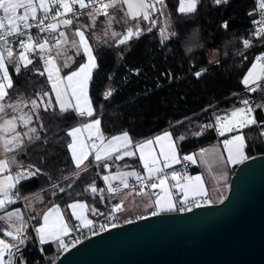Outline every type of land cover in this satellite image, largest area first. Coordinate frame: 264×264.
Listing matches in <instances>:
<instances>
[{
	"label": "trees",
	"instance_id": "obj_1",
	"mask_svg": "<svg viewBox=\"0 0 264 264\" xmlns=\"http://www.w3.org/2000/svg\"><path fill=\"white\" fill-rule=\"evenodd\" d=\"M214 4V0H199L196 12L182 14L177 0H165V12L172 31L167 40L160 37L159 25L152 27L148 21H141L140 36L134 35L129 43L118 45L127 29L133 27L132 21L123 19V13H119L114 21L121 35L114 43L96 40L93 38L95 30H88L86 36L97 58L88 95L95 117L101 120L105 140L128 132L136 146L169 133L180 154L198 152L218 142L216 117L243 107V99L253 103L256 120L264 131V106L257 108L258 104L264 105V93H252L242 83L258 52L257 49L245 51L242 47V40L253 31L255 0ZM156 17L155 14L153 19ZM225 22L227 28L223 27ZM87 23L86 15L74 20V26ZM15 48L19 50L17 45ZM29 58L33 64L28 69L22 68L19 75L9 64L14 80L10 96L35 98V93L47 90L55 100L47 75L42 77L35 71L44 69L38 52ZM81 63H85L82 53L71 68H77ZM197 72L204 74L197 78ZM107 93L111 95L105 99ZM41 115L44 124V129L39 132L41 142L29 145L30 150L22 149L17 160L24 166L37 165L45 174L30 182L22 181L23 187L18 185L20 198L44 194L70 221L69 204L100 202L90 195V189L98 187L99 178L91 163L86 171L77 170L69 155L67 131L82 122L81 118L72 110L60 113L58 106L47 113L41 109ZM84 121L88 119L85 117ZM32 126L39 127V123L34 121ZM243 135L248 158L264 154L259 130L251 127ZM45 137L48 143L43 142ZM42 158L47 164L42 163ZM114 160H107L110 171ZM135 164L138 168L139 163L135 161ZM119 165L125 164L119 162ZM100 167L101 172L106 170L104 163ZM234 170L231 169L230 177ZM194 172L195 169L190 173ZM61 188L64 191H60ZM28 231L33 238L23 250L28 264H53L63 252H58L53 245H44L38 250L31 227Z\"/></svg>",
	"mask_w": 264,
	"mask_h": 264
},
{
	"label": "snow or ice",
	"instance_id": "obj_2",
	"mask_svg": "<svg viewBox=\"0 0 264 264\" xmlns=\"http://www.w3.org/2000/svg\"><path fill=\"white\" fill-rule=\"evenodd\" d=\"M229 0H214L216 5L227 4ZM199 0H180L179 12L182 14L193 13L197 11ZM256 8L262 17L258 23L255 36L264 42V0H255ZM77 6L79 11H77ZM165 0H0V264H28L24 256V248L28 242L33 239L28 231L27 222L19 208L9 211V206L15 205L20 199V189L22 181H31L34 177L44 175V170L34 164L24 166L16 159L17 154L22 149L30 150L29 145L34 142H41L39 132L44 129L42 123L41 109L47 113L50 109L55 110L56 106L60 113H67L71 109L76 116L82 120L81 126L73 127L67 132L71 137V143L67 145L71 153L72 162L77 170H87L85 161L94 153L95 162L104 161V168H108V158L120 160L124 156L131 157L138 151L145 176L139 173H118L117 176H104V181L108 182V192L116 194L120 189L113 187L111 180L119 179L120 184L125 189L129 188L128 176H134L141 182L138 195H144L145 189H160L159 195H155V200L149 199L146 208L153 209L152 216L160 215L164 212H175L177 210L191 212L193 207L200 208L213 203V200L206 191L200 176H188L173 172L171 180L175 181L174 187L182 194L179 201V208L173 199L168 184V176L163 173V168H168L173 162L177 161L176 149L172 143L169 134L163 137H156L155 143H160L159 156L153 155L152 150H147L148 145L154 141L148 140L145 144L138 147L133 145L128 132H122L107 140L101 129V120L95 117L94 107L88 97V83L92 79L93 69L97 67V58L93 54L85 30L89 26L94 28L100 17L104 18L107 26H111L117 19L119 13H123V19L133 22V27L127 29L126 35L119 39L120 44H125L134 35L140 36V21H148L152 27L157 25V20L153 19L155 14L164 15ZM71 14V15H69ZM86 15L88 23L74 26V20ZM251 16L252 13H249ZM223 27L227 28L225 22ZM37 29V36L29 33L31 29ZM74 28L71 44L77 49H82L83 55L87 57L86 63H81L77 68H70L67 74H61V68L57 65L55 57L52 55L53 49L56 50V56L61 54V46L69 43L68 31ZM135 29V30H134ZM151 31V28H149ZM40 33H47L40 37ZM113 35H117L113 33ZM161 37H165V30L161 29ZM9 38H12L11 40ZM78 38V40H77ZM54 41V43H53ZM19 44V50L14 45ZM245 49L251 47L248 39L243 40ZM39 54L40 60L44 64L43 71L36 69L39 76L47 75V81L50 85L51 94H54L55 100L51 99L49 91L35 93V98L25 99L23 96L12 98L9 90L14 89V80L9 72V64L14 66L17 75L21 69H28L33 64L29 54ZM64 67H70L65 64ZM203 72H197V78L203 76ZM242 83L245 88L252 93H264V54L257 56L255 62L244 75ZM69 90L71 97H69ZM111 93L105 95V99ZM44 97H49L44 99ZM68 98V99H66ZM75 100V105L71 100ZM264 99V97H262ZM243 107L235 108L230 114L223 117H216V127L220 135L225 132H232L234 129L239 131L244 128H251L257 124L253 115L254 109L250 106L248 99H243ZM264 105L258 104L257 108ZM28 109L27 112L24 110ZM89 122H83V118ZM34 121L39 123V127H33ZM22 127L25 131L20 132L17 129ZM84 131L88 132L87 141L82 136ZM264 136V131L260 132ZM26 140L28 143H26ZM99 141V144L96 142ZM166 142L167 148H165ZM48 143L47 137L43 140ZM89 142L91 147H89ZM246 142L243 135H235L231 139L224 141V150L227 152L226 165L242 164L248 156L245 154ZM132 149V150H129ZM113 153H122L115 155ZM186 161L195 163L193 156H185ZM42 163L47 161L42 158ZM91 163V161L89 162ZM51 179V177H49ZM23 187V185H21ZM53 187H56L54 184ZM95 193L97 189L91 188ZM60 191H64L63 188ZM25 200L27 198L25 197ZM225 197H218V202L223 204ZM69 207L72 209V217L78 224L66 222L60 214L58 208H53L43 215V222L35 228L36 237L40 245L49 242H57L59 248L67 251L68 245L64 237L70 232H81L84 229L90 230L92 235H98L100 232L108 231L109 228L118 227L116 214L123 211L122 204H116L106 217L108 223H100L99 231L94 227V221L87 218L85 211L87 206L82 203H73ZM93 215H97V209L93 208ZM99 215H105L100 212ZM145 216H139L138 219H145ZM131 219L126 223H132ZM81 243L79 238L75 239L72 247Z\"/></svg>",
	"mask_w": 264,
	"mask_h": 264
},
{
	"label": "water",
	"instance_id": "obj_3",
	"mask_svg": "<svg viewBox=\"0 0 264 264\" xmlns=\"http://www.w3.org/2000/svg\"><path fill=\"white\" fill-rule=\"evenodd\" d=\"M145 217L82 240L53 264H264V154L235 167L223 204Z\"/></svg>",
	"mask_w": 264,
	"mask_h": 264
},
{
	"label": "crops",
	"instance_id": "obj_4",
	"mask_svg": "<svg viewBox=\"0 0 264 264\" xmlns=\"http://www.w3.org/2000/svg\"><path fill=\"white\" fill-rule=\"evenodd\" d=\"M67 34L69 36V41H71V38L73 36V32H71V30H69ZM66 45L67 44L61 46L60 57L62 58V60L64 59V57H65V55L67 53L69 54V49L66 48ZM66 49H67V51H66ZM63 50L66 51V53H64ZM86 62H87V57H85V63ZM57 65H58V63H57ZM95 69H93V72H94ZM93 72H92V74H93ZM61 74H62V71H61ZM89 83H90V81H89ZM89 83H88V88H89ZM70 97H71V91L69 90V97L68 98H70ZM88 97H89V95H88ZM71 103L73 105H75V100L72 99ZM69 110H71V109H69ZM84 122H89V121H84ZM81 123L82 122H80L79 124H77L76 126H73V127H79V126H81ZM72 128H70L69 130H71ZM17 130L20 131V132L24 131V129H19V128ZM165 134L166 133H163V134H160L158 136L159 137H163ZM167 134H169V133H167ZM82 136L87 141L88 132L84 131L82 133ZM158 136H156V137H158ZM169 136L171 137L172 143L174 144L175 149H176L177 161L173 162L170 167L163 168V173H161V174H167V176L169 178L168 179V184L171 186L170 187V191H171V193L173 195L174 201L177 203V207H179V201L182 199V194L178 191V189L176 187H174L175 181L171 180V174L180 165V163L185 160L184 157L185 156H189V155L194 157L195 163H193L191 161H188L189 164H190L189 171L186 172V173H181L180 175L181 176L188 175V176H192V177L200 176L206 191L208 192L209 196L213 200L212 204L219 203L218 202V197L221 196V195H223L225 197V195H226L227 190H226L225 186H226V182L228 181L227 179H229L230 171H231V169L235 168L238 164H236V165H226L225 161L227 160L226 159L227 157H225L224 151H223V156H222L223 160H222V162H219V161H221V153H220L219 149H215V146L218 143L220 144L221 142H217L216 144H213V145H211L209 147L201 149L198 152H194V153L192 152V153H189V154H186V155H182V154L179 153L178 148L176 146V143H175L174 139L172 138V136L170 134H169ZM156 137L151 139L152 141H154V143L152 145H148V149H146V153H147V150H149V149L152 150L153 155L158 156L159 159L161 160V167H162L163 157L159 156V153H160L161 149H160V143H155ZM69 139H70V143H71V137H69ZM107 140H105V144H107ZM26 143H27V140H26ZM96 143L99 144V141H97ZM145 143L143 142V143H140V144H145ZM161 143H165V148H167L166 142L161 141ZM140 144H138L136 146L138 147ZM89 147H90V145H89ZM129 150H132V149H129ZM210 151H213V152H211V153H209V155H207L208 152H210ZM69 155H70V158H71L70 151H69ZM115 155H122V153H113V156H115ZM17 156H18V154H17ZM17 156H16V159H17ZM139 157H140V154H139L138 151H136L135 155H133L131 157L124 156L120 160H114L115 162L113 163V166H112L113 169H111V171H110L109 166H108V168L104 172H102V179H103L104 176L113 177V176H117L118 173H132V172L139 173L141 176H145L146 172H145V170L143 168V164H142V162H141ZM218 157H220V159ZM71 161H72V159H71ZM90 161L91 162L95 161L94 160V153L89 156V160L88 161H85V165L82 166V169L85 168V167H88L90 165V163H89ZM135 161H137L139 163V167L138 168L136 167ZM119 162H124L125 165L123 167H121L119 165ZM97 163L101 165V164L104 163V161L97 162ZM219 164H221V165L218 166ZM73 165H74V163H73ZM206 167H211L212 168V170L210 172L211 173L210 177L212 178L210 180L211 182H209V180L206 178V175H204V173H203V169L206 168ZM216 167L220 168L219 172H218V170H216L217 169ZM193 169H195V172L194 173H190L191 170H193ZM131 180H137V179L134 176H128L127 177V181H131ZM103 181H104V179H103ZM104 182H105L106 185H108V182H106V181H104ZM110 182H111V184L120 183L119 179L111 180ZM210 183H211V185H210ZM90 192H91L90 195L92 197L93 196L97 197L95 195V193L92 192V190ZM150 193H155L157 195L161 194L159 188L151 189L150 187L145 190V194L144 195H138L137 193H123L118 198V204H122L123 205V209H124L123 211L117 213L119 221L121 223H126V221L129 220V219L134 221V220H137L139 216H147V215L149 216V215H151V211L153 209L146 208V204L149 202V199L155 200L156 196L155 195H151V197H149ZM26 198H27V200H25V202H26L25 203V207L24 206L21 207L19 205H17V206L16 205H11V206H9L8 210L12 211V210H15L16 208H19L20 212L24 215V217L26 219L27 227H31L34 238L36 237L35 228L40 226V224L43 222V220H42L43 215L46 212H48L49 210H51L53 208H58L60 214L64 218H66V216L64 215L62 209L58 205L52 204V201L48 200V198L44 194L39 193V194H36V195L27 196ZM97 198L99 199L100 202H96V203H93V204H90V205H88V204H86L84 202H75V203H82V204H85L87 206L86 211H85V215L87 216V218L92 219L94 221V224L98 223V222H101L103 219L106 218V216L108 214V210H107V206H106L105 201L102 198H99V197H97ZM71 204H73V203H71ZM69 205H68V210L70 212L71 219H70V221H68L67 219H65V220H66V222H70L71 224H78L79 221H76L74 219V217H72V209L69 207ZM93 208L97 209V215H93L92 214L91 210ZM105 208H106V210H105ZM100 212L105 213V215H99ZM175 212H178V210L175 211ZM164 213H173V212H164ZM0 214H2V213H0ZM32 223H34L35 226H33ZM73 232H75V231H73ZM73 232H70V234L73 233ZM68 236L64 237V241H65L66 244H67ZM35 242H36V244L39 243L38 240H35ZM44 245H53V246H55V248H56V250L58 252H64V250L59 248L57 242H49V243H46Z\"/></svg>",
	"mask_w": 264,
	"mask_h": 264
},
{
	"label": "built area",
	"instance_id": "obj_5",
	"mask_svg": "<svg viewBox=\"0 0 264 264\" xmlns=\"http://www.w3.org/2000/svg\"><path fill=\"white\" fill-rule=\"evenodd\" d=\"M177 1L180 3V0H177ZM214 5H216V4H214ZM77 11H79L78 6H77ZM69 15H71V14H69ZM253 15H254V20H255V21H260V20L262 19L261 15H260V13H259V10L256 8V5H254ZM81 17H83V16H81ZM258 27H260V25H259L258 23H254V22H253V31L251 32V34H250V36H249L248 38H245V39H248V40L251 42V47H250V48L245 49L244 46H243V40H244V39L242 40V47H243V49H244L245 51H249V50H252V49H257V50H258V52H257V54H256V57H257V56H260V55H262V54H264V42H261V40H259V39L255 36V34H254L255 31H256V29H257ZM37 32H38V30L35 29V28L29 30V33H30L31 35H33L34 37L37 36ZM46 35H47V33H40V34H39V36H40L41 38L44 37V36H46ZM9 39L11 40L12 38H9ZM53 43H54V41H53ZM15 45H17V47L19 48V44H18V43H16ZM15 45H14V47H15ZM0 50H2V48H0ZM30 55L34 56V55H36V53H32V54H30ZM52 55L55 57V60H56V52H55V49H53ZM256 57H255V58H256ZM56 61H57V60H56ZM42 63H43V62H42ZM43 66H44V64H43ZM44 67H45V66H44ZM250 106L254 109V107H253V103H252V102H250ZM253 115L255 116V110H254V112H253ZM255 118H256V116H255ZM251 127H254L255 129L259 130L260 132L262 131V130L260 129L261 126H260V124L258 123V121H257V124H256V125L251 126ZM247 129H249V128L240 129L239 131H237V130L234 129V130H233L230 134H228V135H225V134L220 135V133L217 131V132H216V137H217L218 142L224 143V141L227 140V139H230V138L232 137V135H235V134L240 133V132L243 133V132L246 131ZM261 137H262V140H263V142H264V136H261ZM89 145H90V147H91V143H90V142H89ZM183 160H184V159H183ZM91 163H92V164H91L92 167L96 170V173H97L98 178H99V183H98V187H96L97 191L95 192V195H96L97 197H99V198H102V199L105 201L106 206H107V210H108V214L110 213L111 209H112L116 204H118V198H119L123 193H138L139 188L141 187V182L138 181V180H131V181H128L129 188H127V189H125V188L123 187V185L120 184V183L112 184L113 187H119L120 190H119L116 194H110V193L108 192V190H107V189H108V185H106L105 182H104L103 179H102V172H101V167H100V165H99L97 162H95V161H94V162H91ZM189 168H190V164H189V162L186 161V160H184V161H182V162L180 163V165L174 170V172H176V173H178V174L186 173V172L189 171ZM17 187H18V186H17ZM147 189H148V188H147ZM145 190H146V189H145ZM17 204H19V205L25 207V199H23V198L18 199L15 205H17ZM179 206H180V205H179ZM178 208H179V207H178ZM193 208H195V207H193ZM178 212H181V211L178 210ZM184 212H185V211H184ZM108 214H107V216H108ZM107 216H106V217H107ZM114 222L118 223V225L122 224V223L119 221L117 214H116V220H115ZM100 223H108V219L105 218V219H103L101 222H98V223H95V224H94V227H95V229H96L97 231H99V224H100ZM109 229H111V227H110ZM103 232H104V231H103ZM100 233H102V232H100ZM91 236H93L92 233H91V231H90V230H87V229H84V230H82L81 232H73V233H71V234L68 236V238H67V244H68L69 247H71V246H72V243L74 242L75 239L79 238V239L82 241V240H84V239H86V238H88V237H91ZM43 246H44V245H40V244L38 243V244H37L38 250H41ZM69 247H68V248H69Z\"/></svg>",
	"mask_w": 264,
	"mask_h": 264
},
{
	"label": "rangeland",
	"instance_id": "obj_6",
	"mask_svg": "<svg viewBox=\"0 0 264 264\" xmlns=\"http://www.w3.org/2000/svg\"><path fill=\"white\" fill-rule=\"evenodd\" d=\"M88 19V18H87ZM156 20H157V25H159V28H160V37H161V29H164L165 30V37L166 38H162L164 40H167V39H170L171 38V35H172V31H171V26L169 24V20H168V17L166 15V12H165V8H164V15L161 16L159 14H157V17H156ZM117 25V24H116ZM116 25L113 21V23L111 24V26H107L105 21H104V18L103 17H100L97 21V24L94 28L92 27H88L86 28L85 30V33L87 34L88 33V30H92L94 31L95 30V34L93 36V38H95L96 40H100V41H103V42H111V43H114V40L116 39V37H119L121 35H119L120 33L116 30ZM135 30V29H134ZM113 33H116L117 35H113ZM78 40V39H77ZM90 43V42H89ZM70 47V48H69ZM66 48L69 49V54L67 53L64 57V59L62 60V58L59 56H56V63H58L59 65V62L61 61L60 63V68H61V71H62V75L64 74H67L69 72V69L71 68V66H73L75 60L77 57H79L80 53L83 54V51L82 49L79 51V53L77 52V49L71 44V42L69 41V43L66 45ZM64 51V50H63ZM67 51V49H66ZM66 51H64V53H66ZM56 52V50H55ZM68 56V57H67ZM60 58V59H59ZM65 64H68L70 67H64ZM247 74V73H246ZM68 99V98H66ZM25 112L28 111V109H25L24 110ZM19 129H23L22 127H20ZM25 131V129H24ZM231 132H226L224 133L225 135H228L230 134ZM235 135H243V133H237ZM235 135H232L235 136ZM244 136V135H243ZM231 137V138H232ZM230 138V139H231ZM215 149H219L220 153H221V161L219 162H222L223 158V151H224V155L225 157H227V152L224 150V143H218L216 146H215ZM213 151H210L208 152L207 155H209V153H211ZM220 155V154H219ZM220 159V157H218ZM227 159V158H226ZM221 164H219L218 166H220ZM218 170V172L220 171V168L219 167H216ZM212 168L211 167H206L203 169V173L204 175H206V178L209 180V182H211L210 180L212 179L210 176V172H211ZM2 178V177H0ZM229 179H230V174H229ZM229 179H227L228 181L226 182V190H227V187H228V182H229ZM211 185V183H210ZM26 203V202H25ZM22 207V206H21Z\"/></svg>",
	"mask_w": 264,
	"mask_h": 264
}]
</instances>
